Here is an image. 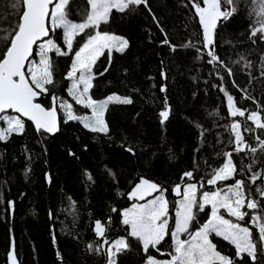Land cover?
<instances>
[{"label": "trees", "instance_id": "1", "mask_svg": "<svg viewBox=\"0 0 264 264\" xmlns=\"http://www.w3.org/2000/svg\"><path fill=\"white\" fill-rule=\"evenodd\" d=\"M12 2L0 0V27L9 28L18 19ZM260 2L238 0L230 18L218 21L214 40L219 60L212 63L211 48L205 46L199 17L189 0H147V7L112 11L100 29L123 36L129 46L122 54H112L110 66L107 51L97 60L93 71L98 74L106 67L108 71L93 80L91 95L102 98L113 92L133 102L109 104L107 135L67 120L59 110L57 133L37 132L25 120L24 134L0 141V264H10L13 242L19 264H105L106 250L94 231L96 220L105 224L109 242L128 239L129 249L117 256V264H139L146 259L142 244L121 223L122 210L133 202L128 194L141 178L156 182L168 190L165 195L173 216L178 197L173 187L189 181L181 179L183 174L190 171V180L198 186L203 183L199 192L211 190L213 185L207 181L223 164L225 153H232L233 179H243L246 193L251 190L259 198L255 189L264 183L252 184L249 177L257 171L264 177V152L255 139L256 135L264 139V130L253 134L243 132V127H255L247 120L250 111H257L264 122V41L259 36L250 38L251 28H259ZM69 9L71 19L84 20L88 0H71ZM62 31L54 29L51 35L66 51ZM166 37L169 43H163ZM49 54L54 78L65 86L72 56ZM162 87L166 90L161 91ZM225 92L233 96L236 107L247 109L245 117L230 116ZM38 101L51 106L50 95ZM165 101L170 113L161 123L159 113ZM234 121L241 122L245 141L257 147L255 155L235 151ZM254 160L250 172L248 165ZM208 215L209 208L198 213L190 231ZM211 239L223 254L235 257L233 245L214 235ZM96 247H101L99 253ZM158 247L172 249L170 234ZM155 252L150 246L149 254ZM236 264L252 261L245 254Z\"/></svg>", "mask_w": 264, "mask_h": 264}, {"label": "snow or ice", "instance_id": "2", "mask_svg": "<svg viewBox=\"0 0 264 264\" xmlns=\"http://www.w3.org/2000/svg\"><path fill=\"white\" fill-rule=\"evenodd\" d=\"M70 2L71 0H55V2L54 0H13L12 2L13 8L18 9V19L15 24H10L9 28L0 27V141L2 142H7L13 134H24L26 126L23 118L33 122L37 132L49 134L58 132V104L65 111L67 120H77L89 131L107 135L109 125L105 114L109 104L133 102L130 97H121L117 94L109 95L103 100L93 99L91 95L93 80L97 75L107 72L108 68L106 67L104 72L98 74L93 69L105 51L108 52L110 66L112 54L114 52L122 54L129 46L126 38L101 31V24L108 23L113 10L125 12L132 6L141 4L147 7V0H88L91 11L86 13V19L83 22L70 20ZM189 3L203 27L205 46L211 48L208 52L212 58L209 63L219 60L215 55L214 30L220 19L230 18L238 6V0H203V7L201 0H189ZM259 8L261 17L258 20L259 28H251L250 38L259 36L261 41H264V0H261ZM49 21L52 29L63 30L62 38L66 51L62 50L53 39H45L50 36ZM87 29H93V32L89 34L86 32ZM81 34H84L86 38L73 52L76 37ZM253 42L255 43V39ZM163 43H169L167 37ZM172 48L174 50L175 46L173 45ZM50 52H54L56 56H72V62L65 73V79L71 82L67 91L77 104L90 109L91 115H76L73 106L63 101L52 90L57 82L54 78V62L49 56ZM228 71L231 75V70ZM165 90L161 88V91ZM221 91L225 90L221 89ZM225 94L230 116L245 117L247 109L236 107L233 96L228 95L227 92ZM45 95L51 96V107H45L37 102L39 97ZM251 99L254 100V98ZM9 110L18 115L8 114ZM169 113L170 110L165 101V108L159 113L162 118L161 123L169 118ZM247 120L252 121L255 127L244 126L243 132L254 134L256 129L264 130V122L258 112L248 113ZM241 127L239 121L231 124V131L235 136V151L239 153L248 150L255 155L258 149L245 141ZM255 139L259 144V151L264 152V139L260 135H256ZM128 151L133 152V149L129 148ZM225 156L228 157L227 161L214 171L213 177L207 181L209 185L215 186L218 181L234 178L236 167L231 159L232 153H225ZM255 163L254 160L253 164L248 165L250 172ZM192 176V172H185L181 179L187 177L190 180ZM87 178L92 179L90 174ZM249 180L252 184H256L258 180L264 183V177L259 171L252 172ZM203 186L201 183L199 187L203 188ZM167 191L158 183L141 178L128 195L129 199L146 202L133 203L131 207L121 212V223L130 229L128 235L142 244L146 264H236L237 260H244L245 254L251 259L252 264H258V262L264 264V203H262L264 187L255 189V193L259 196L255 198L251 190L245 192V181L237 179L226 189L204 191L198 198L199 189L195 183L185 184L183 192H181V185L177 184L173 192L181 199L174 205L175 226L171 230L169 229V201L165 195ZM154 193L156 195H153ZM149 196L153 198L146 199ZM245 206L252 212L249 223L258 230L255 237L249 227L240 223L249 215V212L243 211ZM209 207L208 219L199 228L190 231L193 223L197 221L198 213L204 212ZM221 210L234 219L225 218ZM107 223L111 224V217L108 218ZM94 231L103 244H109L105 238L107 229L104 223L96 220ZM169 234L173 248L167 255L171 259L161 261L153 258L149 254L150 246L160 251L157 245H160ZM184 235L187 239H181ZM213 235L221 237L235 247L234 258H230L227 254H223L222 249H218L210 238ZM88 247L90 250L93 249L92 244ZM101 247H96L94 250L99 253ZM128 249L126 237L112 241L107 249V264H117V256ZM160 254L165 255L163 252ZM57 255L61 258L59 253ZM8 258L10 264H17L14 242L10 244Z\"/></svg>", "mask_w": 264, "mask_h": 264}, {"label": "rangeland", "instance_id": "3", "mask_svg": "<svg viewBox=\"0 0 264 264\" xmlns=\"http://www.w3.org/2000/svg\"><path fill=\"white\" fill-rule=\"evenodd\" d=\"M204 6V5H203ZM202 6V7H203ZM91 11V9H90V5H89V12ZM70 18V17H69ZM70 20H72L73 22H83L84 20H81V21H77V20H74V19H71L70 18ZM49 24H50V28H51V22L49 21ZM51 30H54V29H52L51 28ZM101 30V29H100ZM101 31H104V30H101ZM86 32L87 33H89V34H91L92 32H93V29H87L86 30ZM109 33H112V32H109ZM114 34H116V33H114ZM117 35H119V34H117ZM121 36V35H120ZM123 37V36H122ZM48 38H51V39H53V35H50L49 37H47V38H45V39H48ZM85 35L84 34H81V35H79V36H77L76 37V43L74 44V48H73V52L76 50V48L78 47V45L79 44H82L83 42H84V40H85ZM54 40V39H53ZM55 41V40H54ZM56 42V41H55ZM40 43V42H39ZM57 43V42H56ZM58 44V43H57ZM66 46V45H65ZM67 50V49H66ZM49 56H50V54H49ZM36 59H38V57H35ZM30 59H32V58H30ZM72 62V61H71ZM57 83H56V85H55V89L56 90H58L61 94H59L58 96L63 100V101H65L66 103H69V104H71L72 106H73V111H74V113L76 114V115H78V116H83V115H91V111H90V109H87V108H85V107H82L81 105H79V104H77L76 102H75V100L72 98V96L71 95H69V93H68V91H67V89L70 87V84H71V82L69 81V82H67L68 83V85H67V83H66V85L65 86H63V82L61 81V80H57L56 81ZM112 94H117V95H119V96H121V97H126V96H122V95H120V94H118V93H109L108 95H106V96H104V97H102V98H94L93 97V99H96V100H103V99H105L106 97H108L109 95H112ZM57 107H58V109L63 113V117L64 118H66V114H65V111L62 109V108H60L59 107V104L57 105ZM250 112H252V111H250ZM257 112V111H256ZM8 114H10V115H18V114H16V113H13V112H11V111H9V113ZM24 119V118H23ZM67 119V118H66ZM105 119H106V117H105ZM227 159H228V157H226L225 158V160H224V162H223V164L227 161ZM223 164L220 166V167H222L223 166ZM234 164V163H233ZM219 167V168H220ZM218 168V169H219ZM217 169V170H218ZM235 180H237V179H232L230 182L227 180V181H218L217 182V184L215 185V186H213V188L211 189V190H205V191H215V190H217L218 188H227L228 186H230V185H233L234 183H235ZM188 183H195L196 185H197V187H199L198 186V183L196 182V181H194V180H189L188 182H186L185 184H188ZM185 184H183V186H182V188H181V192H183V187H184V185ZM204 191H202V192H199L198 191V193H197V196H198V198L200 197V195L203 193ZM246 192V191H245ZM153 195H156L155 193L153 194ZM153 197H151V196H149V197H147L146 199H152ZM181 199V197L180 196H178L177 198H176V202L177 201H179ZM146 201H137V200H133V202L130 204V205H128L127 207H125L123 210H125V209H127V208H129V207H131V205L133 204V203H145ZM122 210V211H123ZM243 211H246V212H249V215L248 216H246L245 217V220L244 221H240V223L243 225V226H247V227H249L252 231H253V235H254V237L256 236V234H255V232L257 231L258 232V230L253 226V225H251L250 223H249V220H250V218H251V214H252V212H251V210H248L247 208H246V206H245V208L243 209ZM175 212H176V208H175ZM175 212H174V215L172 216L170 213H169V229L171 230L172 228H174V217H175ZM221 212H222V214L223 215H225V218H227V219H234V218H232V217H229V216H227V213L226 212H224L223 210H221ZM209 213H210V207H209ZM207 220V219H206ZM120 238V237H119ZM211 238V237H210ZM117 239V238H116ZM181 239H187V236L186 235H184V236H181ZM115 240V239H114ZM113 240V241H114ZM112 242V241H111ZM111 242H109V244L111 243ZM109 244H103L102 243V247L106 250V254H107V249H108V247H109ZM157 248L160 250V251H157L156 249H154V250H156V252L155 253H151L150 255L153 257V258H155V259H157V260H170L171 259V257L169 256V255H167V253H169V252H171L172 251V249L171 250H165V249H160L159 247H158V245H157ZM172 248H173V243H172ZM161 252H163V253H165V255H161L160 253ZM105 264H107V260H106V262H105ZM139 264H146V259L143 261V262H141V263H139Z\"/></svg>", "mask_w": 264, "mask_h": 264}, {"label": "water", "instance_id": "4", "mask_svg": "<svg viewBox=\"0 0 264 264\" xmlns=\"http://www.w3.org/2000/svg\"><path fill=\"white\" fill-rule=\"evenodd\" d=\"M54 2H55V0H54ZM52 6L50 5V8H51ZM218 23V22H217ZM48 24H49V22H48ZM49 27H50V24H49ZM201 28H202V31H203V27H202V25H201ZM51 28H50V35H51ZM40 41H38V43H39ZM37 102H39V101H37ZM39 103H41V102H39ZM42 104V103H41ZM43 106H45L44 104H42ZM45 107H51V106H45ZM9 111H11V110H9ZM57 117H58V122H59V129H60V112H59V109L57 108ZM24 120H26V121H28L26 118H24ZM31 122V121H30ZM32 123V125L34 126V124H33V122H31ZM35 127V126H34ZM57 133V132H56ZM55 134V133H54ZM179 185H181V188H182V184L181 183H178ZM177 185V184H176ZM175 185V186H176ZM174 186V187H175ZM174 187H173V189H174ZM17 264H19V260H18V258H17ZM60 264H66L65 262H61Z\"/></svg>", "mask_w": 264, "mask_h": 264}]
</instances>
